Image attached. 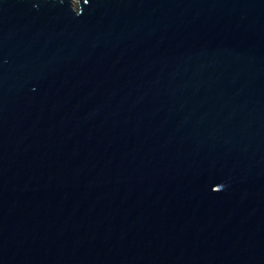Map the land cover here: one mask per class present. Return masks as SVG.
Returning <instances> with one entry per match:
<instances>
[{
	"label": "water",
	"instance_id": "water-1",
	"mask_svg": "<svg viewBox=\"0 0 264 264\" xmlns=\"http://www.w3.org/2000/svg\"><path fill=\"white\" fill-rule=\"evenodd\" d=\"M0 264H264V0H0Z\"/></svg>",
	"mask_w": 264,
	"mask_h": 264
},
{
	"label": "rangeland",
	"instance_id": "rangeland-1",
	"mask_svg": "<svg viewBox=\"0 0 264 264\" xmlns=\"http://www.w3.org/2000/svg\"><path fill=\"white\" fill-rule=\"evenodd\" d=\"M73 7H76V0H73Z\"/></svg>",
	"mask_w": 264,
	"mask_h": 264
},
{
	"label": "bare ground",
	"instance_id": "bare-ground-1",
	"mask_svg": "<svg viewBox=\"0 0 264 264\" xmlns=\"http://www.w3.org/2000/svg\"><path fill=\"white\" fill-rule=\"evenodd\" d=\"M71 2L73 3V0H71Z\"/></svg>",
	"mask_w": 264,
	"mask_h": 264
}]
</instances>
